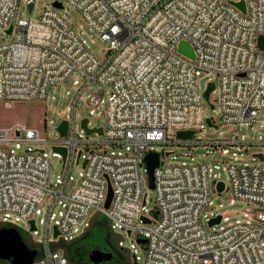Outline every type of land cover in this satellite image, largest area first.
<instances>
[{
  "label": "built area",
  "instance_id": "obj_1",
  "mask_svg": "<svg viewBox=\"0 0 264 264\" xmlns=\"http://www.w3.org/2000/svg\"><path fill=\"white\" fill-rule=\"evenodd\" d=\"M231 1L240 0H55L36 20L20 14L23 7L31 15L35 1L0 0V99L42 102L63 90L51 95L55 117L42 122L54 125L56 138L27 124L0 127V228L21 234L17 224L28 226L37 247L31 264H70L58 244L89 228L93 213L106 215L112 230L131 232L134 264H264V0H245L246 12ZM68 7L90 39L68 20ZM95 37L106 45L102 56L91 48ZM181 41L192 45L194 59L179 52ZM206 75L218 84L210 78L203 90ZM211 82V93L219 86L220 125L233 128L202 139L198 133L216 126L204 114ZM95 114L105 115L104 126L92 123ZM85 118L102 132L88 134ZM64 120L66 136L58 129ZM179 131L195 133L181 139ZM156 144L201 146L207 159L168 161L175 151L157 152ZM55 147L66 148V157ZM250 148L258 163L240 162L238 152ZM150 152L159 154L154 210L144 189ZM52 157L61 167L55 180ZM224 193L230 205L247 206L234 222L209 210Z\"/></svg>",
  "mask_w": 264,
  "mask_h": 264
},
{
  "label": "rangeland",
  "instance_id": "obj_2",
  "mask_svg": "<svg viewBox=\"0 0 264 264\" xmlns=\"http://www.w3.org/2000/svg\"><path fill=\"white\" fill-rule=\"evenodd\" d=\"M36 3V8L34 12L30 15L23 7L20 9V14L27 16L29 19H39L42 12L45 9L51 8L55 0H33ZM67 18L73 23L79 33H81L87 39H90L91 32L88 29L87 24L81 17L80 13L77 10L67 8ZM12 37V36H11ZM9 37V38H11ZM1 38H7L6 35L1 32ZM106 45L99 38L95 37V42L91 43V48L98 55L102 56L104 54V49ZM212 79L217 83V79L212 75L202 76L199 79L201 88L204 90L207 87L209 79ZM218 84V83H217ZM67 86H72L71 82L66 84ZM73 90V88H72ZM56 94L57 96L63 94L62 88L57 89L55 92L52 91L49 97L42 102H19V101H4L0 99V127H9L17 123L31 125L37 127L41 131L43 138L52 140L56 138L57 133L54 129V125L49 123L48 127H44L43 121H49L54 118L56 113L59 110V105L52 98L51 95ZM219 86L217 85L216 91L211 93L209 99L204 101V114L206 117H212L216 123L215 127H207L205 130H202L197 134V137L200 136L202 139H206L211 136H218L220 131L228 132L233 128L232 126H223L220 125V115H219ZM214 105V108L212 107ZM92 123H97L100 126L106 124V117L104 114H95L91 115ZM93 139H97V135L92 136ZM264 138V136H263ZM43 146L50 150L49 143H44ZM157 152L164 151H175L167 160L173 162H191L205 160L206 149L199 147H188V146H167L154 145ZM255 148H250L248 150H242L238 152L240 162H249V163H258V159H253L252 154L254 153ZM174 156H176L174 158ZM164 158V157H163ZM193 158V159H192ZM53 163L52 169V179L55 180L57 175L60 173V161L56 157L51 158ZM82 171V166L78 165L73 169V175L75 179H78L79 173ZM221 178L227 181V174L221 168L219 170ZM145 184L144 189L147 193V208L149 210H154L156 208L155 200V191L154 188L150 186V177L145 173L144 175ZM229 195L216 194L214 195L213 206L209 208L210 211L219 212L226 216H230L232 222L237 218L241 217L242 211L246 210L247 206L244 203H236L235 205H230ZM223 204L224 208H220L219 205ZM140 225L139 223H137ZM20 227L21 235L25 238L26 241L31 242L32 236L28 233V226L24 223L17 224ZM43 225L39 224V231L42 235ZM94 238V239H93ZM98 238V239H97ZM33 239V238H32ZM93 239V241H92ZM34 240V239H33ZM140 240V239H139ZM119 241L124 242V247L119 246ZM137 245V243H135ZM60 250L62 253H65L67 248L77 249L80 248L81 256L77 260L76 264H88L90 262V254L93 250H100L106 252L115 253V257H118L123 261V264H134L133 253L134 250L131 249L132 241L128 234L120 229L111 228L110 219L102 213H93L91 216L90 227L85 230L83 226L81 232L76 236V238L71 242H60ZM137 251L140 257L144 258L145 254L143 250L137 245ZM115 262H106L103 264H114ZM0 264H10L6 261H0Z\"/></svg>",
  "mask_w": 264,
  "mask_h": 264
},
{
  "label": "water",
  "instance_id": "obj_3",
  "mask_svg": "<svg viewBox=\"0 0 264 264\" xmlns=\"http://www.w3.org/2000/svg\"><path fill=\"white\" fill-rule=\"evenodd\" d=\"M233 4H235L238 8H240L242 11L246 12V4L245 0H240L238 2L231 1ZM54 5L61 6L59 2H55ZM33 3L29 5V10L32 11ZM12 29L10 28L8 30V33H11ZM259 45L262 49H264V35H261L259 37ZM179 52L182 54L194 59L195 58V52L192 47V45L187 41H181L178 46ZM215 84L211 82L209 84L208 89L205 92V98L209 99L210 93L212 90H214ZM207 122L209 125H212L211 120L208 118ZM88 119L85 118L82 121L83 127L86 129L88 134H92L95 131L102 132L101 128H88L87 126ZM68 121L64 120L60 126L59 131L63 136H66L68 133ZM194 131H179L177 133L178 138L181 139H190L194 136ZM57 150H62L64 156L66 157L67 149L66 148H59L55 147ZM171 152H167L166 154L169 155ZM261 159H263L262 154H257ZM145 162L147 164L148 168V174L150 177V186L154 187V169L159 164V154L157 152H150L145 157ZM224 182L218 183V190L221 191L224 189ZM113 198V191L112 188H109V195L106 202L105 207L109 208L111 201ZM146 222H150L148 219L144 218ZM222 218L218 217L216 219H213L210 222V226L220 224ZM31 229L35 230V223L34 221H31ZM129 235H131V232H128ZM58 236V232L55 231V237ZM144 243V241H142ZM37 255L36 250H31L30 247L25 243L23 240L22 235L18 232V230L14 227L8 226V227H1L0 228V261H6L10 264H31L35 257ZM90 259L93 264H100L102 262H110L113 259V254L109 252H104L100 250H93L90 254Z\"/></svg>",
  "mask_w": 264,
  "mask_h": 264
},
{
  "label": "trees",
  "instance_id": "obj_4",
  "mask_svg": "<svg viewBox=\"0 0 264 264\" xmlns=\"http://www.w3.org/2000/svg\"><path fill=\"white\" fill-rule=\"evenodd\" d=\"M93 239H92V241H93ZM25 243L30 247L31 250H36L37 249V247L34 244H32V242L25 241ZM81 252L82 251L80 250V248H77V249L67 248L65 250V254L68 257V260H69L70 264H76L77 260L81 256Z\"/></svg>",
  "mask_w": 264,
  "mask_h": 264
},
{
  "label": "flooded vegetation",
  "instance_id": "obj_5",
  "mask_svg": "<svg viewBox=\"0 0 264 264\" xmlns=\"http://www.w3.org/2000/svg\"><path fill=\"white\" fill-rule=\"evenodd\" d=\"M23 240L26 241L25 238H23ZM104 252H106V251H104ZM109 253H112V254H113V259L110 261L111 263H112V262H115L114 264H123V261H121L120 258L115 257V253H113V252H109ZM103 263H106V262H102V263H100V264H103ZM88 264H93V263L91 262V259H90V262H89Z\"/></svg>",
  "mask_w": 264,
  "mask_h": 264
}]
</instances>
